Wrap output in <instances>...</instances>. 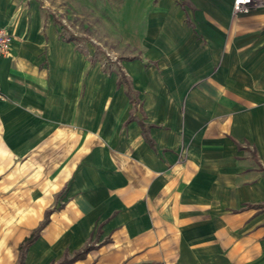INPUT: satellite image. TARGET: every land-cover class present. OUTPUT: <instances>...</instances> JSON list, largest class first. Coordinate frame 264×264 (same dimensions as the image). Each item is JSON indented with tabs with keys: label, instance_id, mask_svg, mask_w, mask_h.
I'll return each mask as SVG.
<instances>
[{
	"label": "crops",
	"instance_id": "obj_1",
	"mask_svg": "<svg viewBox=\"0 0 264 264\" xmlns=\"http://www.w3.org/2000/svg\"><path fill=\"white\" fill-rule=\"evenodd\" d=\"M233 3L150 2L111 64L37 0H0V207L22 203L18 253L55 208L23 264L86 246L72 264H264V4Z\"/></svg>",
	"mask_w": 264,
	"mask_h": 264
},
{
	"label": "rangeland",
	"instance_id": "obj_2",
	"mask_svg": "<svg viewBox=\"0 0 264 264\" xmlns=\"http://www.w3.org/2000/svg\"><path fill=\"white\" fill-rule=\"evenodd\" d=\"M47 15L64 26L63 32L87 40L99 49L106 63H114L117 56L114 39L131 32L132 20L141 18L145 7L155 0H37ZM142 11V12H141ZM140 13V14H139ZM121 35V36H120ZM19 202L9 203L3 217L0 207V262L17 264L18 230L14 223ZM1 206V203H0ZM13 207V208H12ZM20 255V254H19ZM20 257V256H19Z\"/></svg>",
	"mask_w": 264,
	"mask_h": 264
},
{
	"label": "trees",
	"instance_id": "obj_3",
	"mask_svg": "<svg viewBox=\"0 0 264 264\" xmlns=\"http://www.w3.org/2000/svg\"><path fill=\"white\" fill-rule=\"evenodd\" d=\"M70 39L74 40V39H76V36L71 34ZM121 80L124 81L128 85V82L126 81V77L123 74L121 75ZM128 89H130L129 85H128ZM54 209L49 210L47 212L46 217H45L44 221L40 224V226L38 228H36L32 232V234L30 236L26 237L24 239V241L20 244V247H19V253H20L19 264L24 263V259L26 257L27 250H28L29 246L32 245L39 238L41 231L49 222V215L53 212ZM90 250H91V247L86 246L83 250L77 251L72 258L65 257L60 262L53 263V264H72L73 262L84 258Z\"/></svg>",
	"mask_w": 264,
	"mask_h": 264
},
{
	"label": "built area",
	"instance_id": "obj_4",
	"mask_svg": "<svg viewBox=\"0 0 264 264\" xmlns=\"http://www.w3.org/2000/svg\"><path fill=\"white\" fill-rule=\"evenodd\" d=\"M264 4V0H234L233 13L235 15L249 14L256 6ZM13 36L9 29L4 26H0V59H3L10 55L12 50ZM116 60V58H113Z\"/></svg>",
	"mask_w": 264,
	"mask_h": 264
}]
</instances>
